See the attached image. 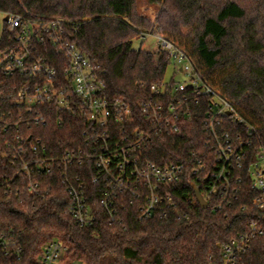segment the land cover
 <instances>
[{
	"label": "built area",
	"instance_id": "2783aa9c",
	"mask_svg": "<svg viewBox=\"0 0 264 264\" xmlns=\"http://www.w3.org/2000/svg\"><path fill=\"white\" fill-rule=\"evenodd\" d=\"M5 19L0 106L10 108L0 111V126L6 134L2 159L13 173L0 172V195L23 184L31 196L45 199L51 192L46 178L54 177L69 197L68 214L79 229L97 223L94 196L110 224L128 208L142 221L169 219L179 212L177 195L186 183L197 187L206 203L216 200L217 210L238 200L252 142L233 135L227 124L245 121L179 44L139 30V38L157 41L156 51L166 54V72L172 67L173 75L150 86L141 83L139 97L131 102L108 93L99 67L67 38L66 22L12 14ZM178 75L183 81L176 80ZM73 118L83 127L81 145L62 153L49 150L37 130L51 123L63 127ZM197 121L198 129L193 127ZM192 131L204 134L202 147L175 160L176 138L185 141ZM247 131L253 128L248 125ZM158 143L173 151L160 154ZM248 177L252 205L264 211L263 150H256ZM263 236L264 230L250 222L246 233L221 245L220 264H240ZM67 254L62 240H50L41 246L36 264H68ZM0 264H30L12 232L0 233Z\"/></svg>",
	"mask_w": 264,
	"mask_h": 264
},
{
	"label": "trees",
	"instance_id": "16d2710c",
	"mask_svg": "<svg viewBox=\"0 0 264 264\" xmlns=\"http://www.w3.org/2000/svg\"><path fill=\"white\" fill-rule=\"evenodd\" d=\"M157 11L155 20L139 13L138 0H0V13L31 20L59 19L67 23L66 36L98 67L107 91L131 102L139 97L141 83L150 86L164 79L167 56L133 47L140 31H153L175 41L192 57L203 76L230 100L239 119L228 123L233 135L251 141L241 172L243 183L237 201L221 210L216 200L207 209L196 203L190 183L178 192L179 212L164 221H142L128 208L110 224L98 208L95 226L79 229L68 214L69 197L54 177L46 178L51 192L36 199L16 186L0 195V233L12 232L30 264H36L41 246L62 240L68 247L66 262L82 264H220L223 245L248 231L255 222L264 230V211L252 205L248 170L256 150L264 151V0H146ZM8 38L4 24L0 50ZM9 109V105L0 106ZM253 131L248 132L247 126ZM193 127L200 128L197 121ZM49 150L62 153L81 145L82 125L69 119L39 128ZM176 138L178 154L197 150L204 134ZM6 134L0 126V172L11 175L2 159ZM160 154L173 146L158 143ZM245 207V209H243ZM240 264H264V236L256 238Z\"/></svg>",
	"mask_w": 264,
	"mask_h": 264
},
{
	"label": "rangeland",
	"instance_id": "374dc122",
	"mask_svg": "<svg viewBox=\"0 0 264 264\" xmlns=\"http://www.w3.org/2000/svg\"><path fill=\"white\" fill-rule=\"evenodd\" d=\"M138 7H139V13L142 15H145L152 20H155L157 11L154 7H151L148 5L146 0H138ZM4 19L5 15L3 13H0V41L3 36V31H4ZM133 47L135 49H141L143 51H149V52H155L156 49L158 48V43L157 41L150 37L146 41L143 40L142 38H137L133 41ZM173 75V69L172 67H169L166 72V79L169 80ZM176 80H181L183 81V77L178 75L175 77Z\"/></svg>",
	"mask_w": 264,
	"mask_h": 264
},
{
	"label": "water",
	"instance_id": "95a60500",
	"mask_svg": "<svg viewBox=\"0 0 264 264\" xmlns=\"http://www.w3.org/2000/svg\"><path fill=\"white\" fill-rule=\"evenodd\" d=\"M6 21V19H5ZM196 199H197V202L199 203L200 207L202 209H207L208 205L207 203L203 200V198L201 197V194L199 191H196ZM221 246L218 245V248H220Z\"/></svg>",
	"mask_w": 264,
	"mask_h": 264
}]
</instances>
